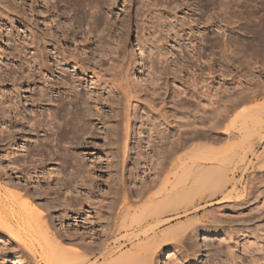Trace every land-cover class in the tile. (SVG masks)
Returning a JSON list of instances; mask_svg holds the SVG:
<instances>
[{"label": "rangeland", "instance_id": "obj_1", "mask_svg": "<svg viewBox=\"0 0 264 264\" xmlns=\"http://www.w3.org/2000/svg\"><path fill=\"white\" fill-rule=\"evenodd\" d=\"M121 73L138 91L167 83L166 94L158 91L165 103L158 95L148 98L155 113L165 105L160 112H167L177 137V122L189 116L200 124L203 110L204 125L212 126L216 118L207 103L218 87L221 109L245 97L255 99L247 108L263 103L264 0H92L87 6L70 0H0V194L35 210V218L57 238L60 254H80L96 264L107 259L108 264L109 252L115 257L131 246L124 242L125 232H113L115 207L123 195L136 209L146 205L165 180L166 146L177 138L151 136L153 120L146 121L142 102L128 152L123 157L109 148V126L123 116L125 102L109 81ZM183 87L190 90V101L180 103L175 93ZM70 99L85 100L94 135L86 133L77 142L56 141L55 135L49 140L56 103ZM225 114L220 141L228 154L232 142L225 127L232 117ZM167 132L160 125L158 133ZM212 136L213 130H205V139ZM249 157L245 170L224 162L228 194L204 200L195 195L176 205L179 214L162 228L184 222L179 241L156 254L155 264H264V170ZM109 201L117 206L111 209ZM0 215L2 223L11 218ZM15 233L0 227V264H46L37 236L28 234L26 246Z\"/></svg>", "mask_w": 264, "mask_h": 264}, {"label": "bare ground", "instance_id": "obj_2", "mask_svg": "<svg viewBox=\"0 0 264 264\" xmlns=\"http://www.w3.org/2000/svg\"><path fill=\"white\" fill-rule=\"evenodd\" d=\"M70 1L73 4H78V5L81 4L83 6L84 5L87 6V3L90 4L92 2V0H70ZM116 59L117 57H115V59L113 60ZM123 64L124 63L122 62V65ZM128 68L129 67H127V70ZM112 76L113 77L110 79L109 85L112 86V88L115 87L118 90V92H120L119 94L124 96L125 102L124 104H122L124 105L122 106L123 107L122 117L118 118L119 115H117V112L115 115L112 114V116L110 115L111 117L109 116L110 118L113 117L115 118L117 115L118 119L120 120L122 119V122L119 121L121 125H119V122H116L117 119L116 118L115 119L116 123L114 122V124H111L109 126L110 149L114 148V152H120L123 157L128 152L130 148L129 142L132 137V126H133L132 121L140 117L138 113V108L140 106V103L142 102L147 107L146 111L149 114L148 115L149 118L147 117L148 120L146 121L147 122L150 121L149 119L153 120L152 124L149 122L152 126L149 129L151 130L150 133L151 136L157 133L159 136H161L160 138H164L163 140H165V138L168 139L167 137H169L170 139L171 136L177 137L176 135H174L175 132L173 131L175 126L172 125L173 122L171 119H169L167 112L164 113L160 112L162 109H164L165 105L159 108L160 109L158 110L159 113H155V110L152 105V100L153 99L155 100V96L157 95L159 97V101L161 103H165V97L159 96L158 91L161 89L166 94L167 83L163 86L159 85V87H156L154 85L152 89L145 88L138 91L133 86V84H131V80H128L126 78V74L125 75L123 74L122 76L121 73L119 75L114 74ZM157 84L158 83L156 82V85ZM186 90L187 87H183L182 89H178L177 90L178 92L176 91L175 94L177 99L180 98V101L177 102L182 103V102L190 101L187 99V93H186L187 91L190 90L187 91ZM191 94L196 95L198 93L192 92ZM121 95H119V97H122ZM148 96H152L151 97L152 100H150ZM253 97L252 98L247 97V99L245 97V99L241 98L242 100H238L233 103L230 102V106L228 105V107H222L221 109L222 90H220V88L218 87L216 88L214 95L211 96V100L207 103L211 106L210 109L211 113L208 111L209 114H212V116L216 118L212 126L204 125V121H205L204 119L206 113L204 110L201 114L202 117L199 116L198 118L200 124H195L196 121L192 122L191 120H189V116H184L183 121H181L180 124L179 122H177L176 127L180 129L178 133V137L174 139L172 137L170 141L165 140L170 142L168 144L167 142L164 141V144L165 143L167 144L166 147L169 146L166 149L167 157L165 156V158H167L165 159V162L167 163L166 166L168 167V170L166 171L167 175L165 176V180L163 181L161 188L159 190L157 189L158 191L156 190V192H153L151 197L146 202V205H144L142 208L141 207L137 209L136 207L134 208V206H132L133 201L132 203L129 202L131 203V205H129L125 195L122 196V204L118 207H115L117 211H115L116 213H115L114 223L112 225L113 232L116 233L125 232V234L123 233L125 239L124 242L129 243L131 246L128 249L126 248L127 249L126 251H123L118 255H115V257L110 256V252H109L108 264H155L154 261L156 258L155 257L156 254L161 252L162 249L165 246H167V244L171 242L176 243L177 241H179L178 238L180 236L179 234L181 233L179 231V228L184 225V222H178L172 226L162 228V226L166 225L167 223H169L170 221H172L177 217L178 212H175V209L177 210L176 205H178L180 202L186 199L187 201L193 200V198L191 197L195 195L201 196L204 200L206 197H214L218 194L225 193L227 189V184L230 183V179L226 174L225 163L227 161L228 162L232 161L233 164L234 162L239 163L242 169L244 168L245 170V168L249 164L248 162L251 161L248 160L251 159L249 156H253V158L255 157L256 159H258L257 160L258 163L261 162V164H259L261 166H259L258 168L264 170V102L260 104H255L254 106L248 108L245 107L246 103L254 102L255 99ZM234 100L235 99H233V101ZM84 101L85 100H83V102L81 103L79 102L81 105L75 104L76 102L74 103V101H72L71 99L69 101L56 103V106L53 112L51 113V115H53L54 121H52L53 123L49 122L50 124L48 126L49 132L47 133L48 136L47 138L49 140H52L51 137L55 135L56 141H60L62 139L68 138L71 139L72 142H74V140L75 142H77V140L80 139L79 137L85 135L86 133L91 135L93 134V131H90L92 127L89 121V117L87 115V111L85 109L86 106ZM120 101L121 100L118 101L119 104L121 103ZM82 105H84L83 108L81 107ZM120 107L118 106V109ZM224 108H228V109L225 110ZM118 109L116 111H118L119 113L120 109L119 110ZM182 109L183 111L188 110L187 112L189 113V106L188 107L183 106ZM223 113L224 114L226 113L224 116L231 113L230 115L232 117V120L230 121V125L228 124L227 126L228 128L225 127L227 138L232 142V144L229 147L230 153L228 152V154L225 153L224 151L225 148L222 146L220 141L221 138L220 136L222 133L220 131L221 128L220 124ZM137 114L139 115V117H137ZM155 121H157L158 124H156ZM162 124H164L169 130L167 134L165 133L166 135H162L163 134L162 132H160L162 134L158 133L159 127ZM171 129L174 133L171 132ZM205 130L208 131L213 130L215 136H212L213 138L211 139L210 138L205 139L204 138ZM179 134L181 135L185 134V136L180 138ZM91 137L93 138V136ZM189 139H194L195 141L190 142ZM259 146H261L262 149L258 152L257 148ZM114 152L109 150V153H114ZM154 178L156 179L157 177ZM138 190L139 189H137V191ZM137 191H136V196L137 194L138 197L140 198L141 196H144V195L139 196L140 191L139 192ZM228 191L230 193V190ZM12 193L13 192H11V194ZM3 195L4 194H0V213H4V214L9 213L11 215L10 216L11 218L3 223L0 220V222L2 223L1 226L5 229V231H8L9 233L16 232L15 234L17 235L15 236L17 237L20 236L21 238L19 239H21L22 243L26 246H27L26 238H28V234L31 237L37 236L38 242L37 241L36 242L39 243L40 248H42L40 250H42V252L45 254L46 264H96L97 261L96 259H93L91 261L87 256H80V254L68 255L66 254V252L60 254L63 251L61 248L64 247L60 248L61 249L60 252V250H58L57 247L58 243L54 246V241L55 240L57 241V238L53 236L54 234L52 235L51 233L48 232L47 230L48 228H46L47 224L42 225L40 224V222L42 223V220L40 221L39 218L38 219L35 218L38 217L39 214L36 212L34 213L35 210H32V208L31 211L30 210L26 211L27 204L25 205V203L21 201L19 202L16 197L12 195L11 197L3 196ZM14 195H17V193ZM188 198L191 199L189 200ZM115 199L116 198H114V201L116 203L118 200ZM135 199L137 201V198ZM114 201L113 202L109 201L111 202L110 204H112L111 209L114 208V205L117 206L116 204H114ZM190 204L192 203L190 202ZM180 205L178 207H180ZM52 237L53 238L55 237L56 239H53ZM32 239L33 238H31V240ZM20 261L23 262L22 259H20ZM107 262L105 261L102 264H107Z\"/></svg>", "mask_w": 264, "mask_h": 264}]
</instances>
